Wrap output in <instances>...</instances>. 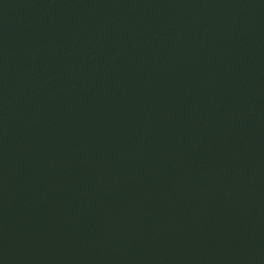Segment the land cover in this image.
Segmentation results:
<instances>
[{"label":"water","instance_id":"obj_1","mask_svg":"<svg viewBox=\"0 0 264 264\" xmlns=\"http://www.w3.org/2000/svg\"><path fill=\"white\" fill-rule=\"evenodd\" d=\"M0 264H264V0H0Z\"/></svg>","mask_w":264,"mask_h":264}]
</instances>
